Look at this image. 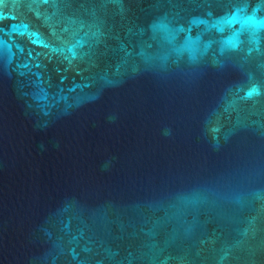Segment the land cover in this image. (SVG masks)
I'll return each mask as SVG.
<instances>
[{"label": "water", "instance_id": "95a60500", "mask_svg": "<svg viewBox=\"0 0 264 264\" xmlns=\"http://www.w3.org/2000/svg\"><path fill=\"white\" fill-rule=\"evenodd\" d=\"M0 264H264V0H0Z\"/></svg>", "mask_w": 264, "mask_h": 264}, {"label": "snow or ice", "instance_id": "6c2138e0", "mask_svg": "<svg viewBox=\"0 0 264 264\" xmlns=\"http://www.w3.org/2000/svg\"><path fill=\"white\" fill-rule=\"evenodd\" d=\"M251 94V93H250Z\"/></svg>", "mask_w": 264, "mask_h": 264}]
</instances>
